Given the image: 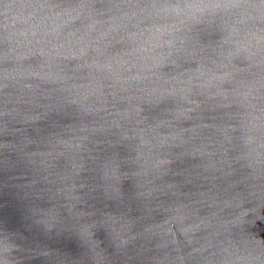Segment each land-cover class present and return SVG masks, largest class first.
<instances>
[{
  "label": "water",
  "instance_id": "95a60500",
  "mask_svg": "<svg viewBox=\"0 0 264 264\" xmlns=\"http://www.w3.org/2000/svg\"><path fill=\"white\" fill-rule=\"evenodd\" d=\"M0 264H264V0H0Z\"/></svg>",
  "mask_w": 264,
  "mask_h": 264
},
{
  "label": "clouds",
  "instance_id": "9594fccd",
  "mask_svg": "<svg viewBox=\"0 0 264 264\" xmlns=\"http://www.w3.org/2000/svg\"><path fill=\"white\" fill-rule=\"evenodd\" d=\"M198 9H200L201 11L203 10H206V9H212L211 6H202V7H199ZM200 17L196 16V17H193V21L195 22L196 20H199ZM82 234L83 236L86 238V240L90 241L91 240V237H92V226L90 224H85L83 227H82Z\"/></svg>",
  "mask_w": 264,
  "mask_h": 264
}]
</instances>
